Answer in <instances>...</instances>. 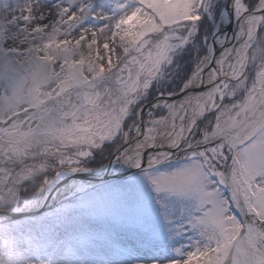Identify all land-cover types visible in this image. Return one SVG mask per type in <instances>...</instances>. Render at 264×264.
<instances>
[{"label": "snow or ice", "instance_id": "snow-or-ice-1", "mask_svg": "<svg viewBox=\"0 0 264 264\" xmlns=\"http://www.w3.org/2000/svg\"><path fill=\"white\" fill-rule=\"evenodd\" d=\"M0 264H264V0H0Z\"/></svg>", "mask_w": 264, "mask_h": 264}, {"label": "water", "instance_id": "water-1", "mask_svg": "<svg viewBox=\"0 0 264 264\" xmlns=\"http://www.w3.org/2000/svg\"><path fill=\"white\" fill-rule=\"evenodd\" d=\"M121 178H123V177L121 176V174H119V173H113V174H112V178H111V180H114V179H121ZM91 182H95V181H91ZM70 183H71V181H69V180H65V181L62 183V185L59 187L60 191L63 193V192H64V187H65V185H66V184H70ZM54 199H55V195H54V193H53L52 197H51L49 200H47V205L45 206L44 211L48 210V208H50V207H54V206L57 205V204H54Z\"/></svg>", "mask_w": 264, "mask_h": 264}, {"label": "rangeland", "instance_id": "rangeland-1", "mask_svg": "<svg viewBox=\"0 0 264 264\" xmlns=\"http://www.w3.org/2000/svg\"><path fill=\"white\" fill-rule=\"evenodd\" d=\"M101 43H102V41H101ZM39 179H42V177H40ZM121 179H123V178H121ZM121 179H114V180H111V182L112 183H118V182H120ZM56 206H59V205H56Z\"/></svg>", "mask_w": 264, "mask_h": 264}, {"label": "bare ground", "instance_id": "bare-ground-1", "mask_svg": "<svg viewBox=\"0 0 264 264\" xmlns=\"http://www.w3.org/2000/svg\"><path fill=\"white\" fill-rule=\"evenodd\" d=\"M61 185H62V183H61V184H59V185H58V187H60ZM51 197H52V195H51V196H49L48 200H49Z\"/></svg>", "mask_w": 264, "mask_h": 264}]
</instances>
